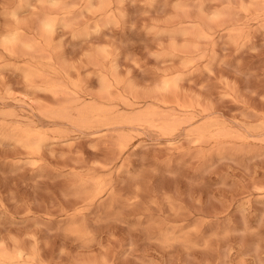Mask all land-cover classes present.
<instances>
[{"label": "rangeland", "instance_id": "374dc122", "mask_svg": "<svg viewBox=\"0 0 264 264\" xmlns=\"http://www.w3.org/2000/svg\"><path fill=\"white\" fill-rule=\"evenodd\" d=\"M0 264H264V0H0Z\"/></svg>", "mask_w": 264, "mask_h": 264}]
</instances>
